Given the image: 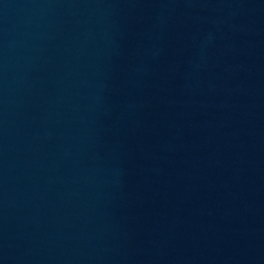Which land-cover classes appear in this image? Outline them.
I'll return each instance as SVG.
<instances>
[{"label": "water", "instance_id": "water-1", "mask_svg": "<svg viewBox=\"0 0 264 264\" xmlns=\"http://www.w3.org/2000/svg\"><path fill=\"white\" fill-rule=\"evenodd\" d=\"M0 264H264V0H0Z\"/></svg>", "mask_w": 264, "mask_h": 264}]
</instances>
